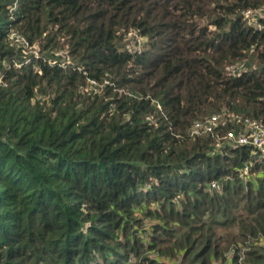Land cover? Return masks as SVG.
I'll use <instances>...</instances> for the list:
<instances>
[{
    "label": "trees",
    "instance_id": "obj_1",
    "mask_svg": "<svg viewBox=\"0 0 264 264\" xmlns=\"http://www.w3.org/2000/svg\"><path fill=\"white\" fill-rule=\"evenodd\" d=\"M246 118L264 0H0V264H264Z\"/></svg>",
    "mask_w": 264,
    "mask_h": 264
},
{
    "label": "built area",
    "instance_id": "obj_2",
    "mask_svg": "<svg viewBox=\"0 0 264 264\" xmlns=\"http://www.w3.org/2000/svg\"><path fill=\"white\" fill-rule=\"evenodd\" d=\"M16 39L23 40V42H25V39H22L19 37V35L16 37ZM221 118V114L217 113L216 115L208 117L206 120L196 121L191 132L193 134L213 133L214 130L220 125ZM242 126H244V129H240L238 133L229 131L227 134L228 138L236 141L237 143L254 145L256 148H258L261 157L264 158V125L258 121H252L246 118L243 119ZM245 170H248V164L245 165ZM213 186H216V184L213 183ZM181 263L182 262L178 261L177 264Z\"/></svg>",
    "mask_w": 264,
    "mask_h": 264
},
{
    "label": "rangeland",
    "instance_id": "obj_3",
    "mask_svg": "<svg viewBox=\"0 0 264 264\" xmlns=\"http://www.w3.org/2000/svg\"><path fill=\"white\" fill-rule=\"evenodd\" d=\"M140 213V212H139ZM142 213V212H141ZM151 223H154V221L151 219V218H146L145 220H142L139 224V227L140 229H143L145 228L148 224H151ZM176 226V224H174ZM180 228H178V232L177 233H180ZM144 237L146 238V241H151L150 240V237L149 235H147L146 233L144 234ZM151 242L150 243H146V250H147V253L148 254H151V255H156V254H160V252H157V249H159L160 247H164L166 244H162V243H157L156 246L152 247L150 246ZM153 245V244H152ZM144 256L146 255L145 254H142L140 253L139 256ZM140 257H138L135 253H133V256L131 258V263L132 264H148L146 261H143V263H141V261L139 260ZM166 258H162L161 261H165ZM178 263V260L176 259H170L166 264H177ZM183 264V263H181Z\"/></svg>",
    "mask_w": 264,
    "mask_h": 264
}]
</instances>
